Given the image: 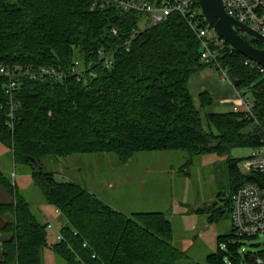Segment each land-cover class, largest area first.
Returning a JSON list of instances; mask_svg holds the SVG:
<instances>
[{
  "label": "trees",
  "instance_id": "1",
  "mask_svg": "<svg viewBox=\"0 0 264 264\" xmlns=\"http://www.w3.org/2000/svg\"><path fill=\"white\" fill-rule=\"evenodd\" d=\"M91 6L92 0H0V64L18 74L12 96L0 77V144L16 165L32 166L44 203L63 218V240L51 242L48 223L38 220L0 167V187L11 196L0 203V264H44L46 249L66 264H227L223 250L204 263L187 261L172 243L164 213L126 215L42 164L47 157L78 154L115 153L127 163L138 152L201 155L262 147L264 73L225 42L220 62L235 87L252 95L257 122L234 111L210 113L205 130L189 80L212 64L201 60L200 40L186 19L174 13L133 39L142 13ZM41 68L60 76L31 75ZM200 100L204 107L210 96L202 93ZM229 160L233 194L248 181H262L254 172L242 175L239 159ZM230 249L231 264H243L242 253Z\"/></svg>",
  "mask_w": 264,
  "mask_h": 264
},
{
  "label": "rangeland",
  "instance_id": "2",
  "mask_svg": "<svg viewBox=\"0 0 264 264\" xmlns=\"http://www.w3.org/2000/svg\"><path fill=\"white\" fill-rule=\"evenodd\" d=\"M216 35L213 29L212 37ZM220 75V70L212 64L194 73L189 80L205 130L210 128L208 114L229 113L236 105H241L235 88L223 82ZM202 93L210 96V102L204 107L200 100ZM253 150L251 147H233L227 153L201 155L182 151L138 152L127 163H122L115 153L78 154L66 158L47 157L42 165L44 171L53 172L58 178H69L82 184L126 215L164 213L172 224V243L189 256L187 261L204 263L208 255L223 250L227 253V264H231L234 255L230 246L237 248L239 253L257 254L264 250V237L238 238L233 235L228 204L233 196L229 159H239V171L249 176L253 172L242 163ZM0 167L17 182L19 192L31 204L41 223L47 224L50 219L58 227L63 224L62 216L53 206L44 203L34 186L32 166L16 165L11 150L2 144ZM6 198L11 199L7 192ZM213 202H218L215 208L205 206ZM223 236L226 242H220ZM49 238L51 242L56 241L55 228L49 229ZM44 264L66 262L51 249H46Z\"/></svg>",
  "mask_w": 264,
  "mask_h": 264
},
{
  "label": "built area",
  "instance_id": "3",
  "mask_svg": "<svg viewBox=\"0 0 264 264\" xmlns=\"http://www.w3.org/2000/svg\"><path fill=\"white\" fill-rule=\"evenodd\" d=\"M223 2L229 16L264 36V0H223ZM108 7L125 12L135 11L144 15L140 26L133 30V39L149 27L167 21L172 14H180L200 40L201 60L215 64L220 70V79L232 85L240 97L241 105H236L233 111L244 113L247 118L257 122L254 114L255 100L249 97L250 93L235 87L228 70L222 66L220 55L221 49L225 47V41L218 35L212 37L213 28L204 17L198 0H92V10H104ZM113 32L116 33V30ZM130 43L131 41H126L124 45ZM246 64L252 67L258 66L261 73H264V67L259 64L248 59ZM71 73L80 77L76 69ZM17 75L16 71H11L0 64V77L7 79V84L4 86L7 89L6 93L11 96L18 87ZM31 75L57 77L60 73L54 68H41L37 72H31ZM242 165L247 170L259 174L262 181H248L233 194L231 216L234 235L238 238L264 237V146L254 149L251 155L243 160ZM48 228L55 227L53 223H48ZM57 240H63L60 230L57 232ZM241 253L243 255L246 252ZM246 254L247 259L243 264H264V250L257 254Z\"/></svg>",
  "mask_w": 264,
  "mask_h": 264
},
{
  "label": "water",
  "instance_id": "4",
  "mask_svg": "<svg viewBox=\"0 0 264 264\" xmlns=\"http://www.w3.org/2000/svg\"><path fill=\"white\" fill-rule=\"evenodd\" d=\"M202 13L208 24L217 35L222 38L232 50H235L260 66L264 67V47L259 48L254 44L264 45V36L244 23L229 16L225 10L223 0H198ZM218 202L207 203L211 208ZM244 262L247 254L243 253Z\"/></svg>",
  "mask_w": 264,
  "mask_h": 264
},
{
  "label": "crops",
  "instance_id": "5",
  "mask_svg": "<svg viewBox=\"0 0 264 264\" xmlns=\"http://www.w3.org/2000/svg\"><path fill=\"white\" fill-rule=\"evenodd\" d=\"M6 201H8V198H6V192H4V190L0 187V203H5ZM55 212L57 214H60L59 212H57V210H55ZM47 223H53L55 229H56V233L60 230V227H58V224H55L54 222H52V220H48Z\"/></svg>",
  "mask_w": 264,
  "mask_h": 264
}]
</instances>
